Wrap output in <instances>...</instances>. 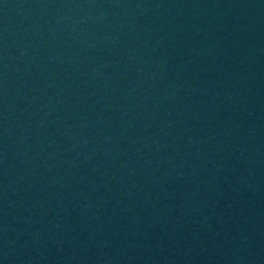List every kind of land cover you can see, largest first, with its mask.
<instances>
[{
	"label": "water",
	"instance_id": "1",
	"mask_svg": "<svg viewBox=\"0 0 264 264\" xmlns=\"http://www.w3.org/2000/svg\"><path fill=\"white\" fill-rule=\"evenodd\" d=\"M0 264H264V0H0Z\"/></svg>",
	"mask_w": 264,
	"mask_h": 264
}]
</instances>
